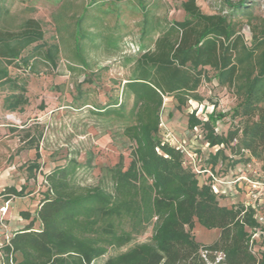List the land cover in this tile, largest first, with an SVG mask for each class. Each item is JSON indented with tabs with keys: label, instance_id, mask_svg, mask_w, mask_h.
Masks as SVG:
<instances>
[{
	"label": "trees",
	"instance_id": "trees-1",
	"mask_svg": "<svg viewBox=\"0 0 264 264\" xmlns=\"http://www.w3.org/2000/svg\"><path fill=\"white\" fill-rule=\"evenodd\" d=\"M91 1L86 18L93 24L84 26L85 15L77 22L82 62L86 46L101 37L102 11L99 2ZM137 1L143 18L142 53L123 86V95L133 99L132 108L126 112L121 103L103 109L106 116L122 122L124 136L133 145L129 167L125 169L121 158L111 170L109 188L80 184V166L75 161L46 174L47 190L35 219L23 214L30 223L1 248L3 264H94L150 228V243L104 264H264V253L254 252L251 245L252 232L260 229L255 210L242 202L222 206L212 187L200 184L185 166L180 150L158 137L164 100L172 98L180 107L191 101L202 104L199 90L211 81L212 71L219 86L235 91L239 104L234 116L239 123L225 136L215 131L214 117L203 122L191 116L189 129L202 127L210 147L223 145L218 157L228 150L234 164L256 160L264 169V45H244L235 21L249 16L250 7L224 0L216 14L206 15L196 0H184L182 9L188 19L170 22L161 21L142 0ZM121 38L107 39L117 45ZM43 40L42 26L35 20H28L20 33L0 31V65L4 66L0 85L11 82L8 68L20 63L30 66L23 53ZM43 50L38 48L37 56L55 66L59 49ZM12 96V105L25 101L21 95ZM235 140L237 145L232 147ZM5 192L21 196L13 188ZM36 222L39 229L34 228ZM196 225L219 230L220 236L211 244L198 243L192 234Z\"/></svg>",
	"mask_w": 264,
	"mask_h": 264
},
{
	"label": "rangeland",
	"instance_id": "rangeland-1",
	"mask_svg": "<svg viewBox=\"0 0 264 264\" xmlns=\"http://www.w3.org/2000/svg\"><path fill=\"white\" fill-rule=\"evenodd\" d=\"M96 1L102 11L99 15L103 17L98 30L101 37L95 40V44L86 46L82 62L77 50V22L85 15L84 26L93 24L86 18L87 8L93 3L91 0H0V31L20 33L28 20H35L44 32V40L23 53V59H30V66L20 63L8 68L11 82L0 85V264H3L1 248L15 232L30 223L23 214L35 219L47 190L46 174L75 161L80 166L77 173L80 184L109 188L111 170L121 158L125 169L131 162L133 145L124 136L122 122L114 116H106L103 109L118 107L116 104L121 103H125L126 112L132 108L133 99L123 95V86L142 53V13L137 0ZM142 1L161 21L188 19L182 9L184 0ZM223 1L196 0V3L204 14L214 15ZM228 1L232 4L242 1L250 7L249 16L235 20L244 45L249 48L264 45V0ZM89 11L93 13L95 8ZM111 36L122 38L115 45L107 39ZM144 45L147 47L149 43ZM40 47L44 48L43 51L51 47L59 49L55 66L37 56ZM0 68L4 69V66L0 65ZM209 77L211 81L204 83L199 90L204 99L202 104L191 101L180 107L172 98L164 100L158 135L169 143L170 137H175L177 143L197 153L206 168L225 162L231 153L225 150L224 155L218 157L219 151L208 145L202 127L189 129L190 117L195 116L203 122L214 117L215 131L225 136L239 123L234 116L239 104L235 91L219 86L214 72L210 71ZM12 95L23 96L24 103L12 105L14 102L9 101ZM210 157L216 161H210ZM226 170L213 169V173L225 177L226 181L238 176L234 173L226 176ZM199 181L203 184L207 176L200 177ZM9 188L21 196H6L5 191ZM219 195L223 201H249L243 182L232 191L221 189ZM236 197L238 199L234 200ZM259 211L260 217L264 218V208L260 207ZM34 228L39 229L40 223L36 222ZM252 233L256 252L264 253V222ZM192 234L198 243L203 244L214 241L218 232L196 225ZM151 237L150 228L144 236L126 247L110 250L94 264H104L138 245L150 243Z\"/></svg>",
	"mask_w": 264,
	"mask_h": 264
},
{
	"label": "built area",
	"instance_id": "built-area-1",
	"mask_svg": "<svg viewBox=\"0 0 264 264\" xmlns=\"http://www.w3.org/2000/svg\"><path fill=\"white\" fill-rule=\"evenodd\" d=\"M170 138L169 140L172 143L179 144L177 143V139L175 137L171 136ZM163 142L180 150V152L184 156L185 166L189 168L195 175H197L198 179L202 176H207V181L204 182L203 184L211 186L213 191L219 197H220L219 194L221 189H229L230 191H232V189L235 188L239 182L245 183L247 187V199H249V201H244L242 203H244L249 207H252L255 210L256 212L255 219L259 223V225L262 224V222H264V218L260 217V211H259L260 207L264 208V171H259L263 168L258 161L252 160L248 164H245L242 171L238 174V176L234 180L226 181L225 177H218L213 173L211 169L206 168L204 166L203 159L197 153L188 151L183 145L180 144L178 146L177 145L175 146L172 145L171 142L170 143L168 141H163ZM236 145H237V140H235L231 146L234 147ZM211 148L215 149L216 152L225 149L223 145L211 147ZM256 167L259 170H257ZM251 245L253 251L256 252L254 248L253 237H252ZM220 260H221V256L218 257L217 261L219 262Z\"/></svg>",
	"mask_w": 264,
	"mask_h": 264
},
{
	"label": "crops",
	"instance_id": "crops-1",
	"mask_svg": "<svg viewBox=\"0 0 264 264\" xmlns=\"http://www.w3.org/2000/svg\"><path fill=\"white\" fill-rule=\"evenodd\" d=\"M228 159L225 161V162H223V161H220L218 164H215V165H211L210 166V168L209 169H211L212 171H213V169L214 170H218V168H221V169H223V170H226L227 172H226V176L227 175H229V174H231V173H234V174H239L241 171H242V169H243V167H244V165L245 164H243V163H237V164H234L233 163V160H231V157L230 156H228L227 157ZM211 160V159H210ZM213 168V169H212ZM244 194H242V196H243ZM241 197V196H240ZM238 198L236 197L234 200H237ZM242 201H240V202H235V201H230V200H228V199H226V200H222V199H220V203H221V205L222 206H225V207H228V208H231V207H233L234 205H236L237 203H241ZM212 231H216V232H218V234H217V237H216V239L215 240H217V238L220 236V231L219 230H212ZM214 240V241H215ZM214 241H212V242H209V243H203V244H211V243H213Z\"/></svg>",
	"mask_w": 264,
	"mask_h": 264
}]
</instances>
